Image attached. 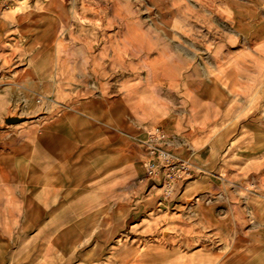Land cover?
Instances as JSON below:
<instances>
[{
	"label": "rangeland",
	"instance_id": "rangeland-1",
	"mask_svg": "<svg viewBox=\"0 0 264 264\" xmlns=\"http://www.w3.org/2000/svg\"><path fill=\"white\" fill-rule=\"evenodd\" d=\"M259 78L264 105V0H0V157L15 138L86 103L95 107L99 101L108 118L115 108L120 127L121 121H133V136L120 128L119 207L104 208L102 215L103 233H111L114 212L117 234L103 243L107 249L125 248L127 260L131 248L141 253L165 242L163 231L190 229L189 208L166 207L194 199L191 182L206 171L207 141L219 131L207 128L208 117L221 116L219 108L230 103H258L260 97L249 94ZM197 92L203 100L198 105L193 104ZM8 115L27 119L7 124ZM158 129L165 133L164 141L153 143L162 177L149 179L148 143ZM262 145L264 152V129ZM162 151L186 161L190 174L172 180L174 173L170 178L163 165L173 160L160 157ZM163 179L172 181L170 194ZM113 180L104 177L108 185ZM239 182L226 172L217 179L236 196L254 188L255 182ZM0 200L6 203L0 239L6 236L9 254L24 231L26 210L11 190ZM175 217L183 225L175 224ZM142 233L145 240L135 239ZM39 236V253L45 254L54 247L47 226ZM184 238L173 236L170 243L182 244ZM137 257L127 264H138ZM14 259L7 256L8 262Z\"/></svg>",
	"mask_w": 264,
	"mask_h": 264
},
{
	"label": "crops",
	"instance_id": "crops-1",
	"mask_svg": "<svg viewBox=\"0 0 264 264\" xmlns=\"http://www.w3.org/2000/svg\"><path fill=\"white\" fill-rule=\"evenodd\" d=\"M259 79V87L249 94L259 96L258 103H230L219 108L220 118L208 117L207 128L219 131L207 141V154L202 157L208 163L206 171L191 182L194 199L166 207L175 212L189 208L190 229L175 234L163 231L165 242L153 250L150 246L143 249L142 255L131 248L128 262L124 260L125 248L107 249L103 243L113 241L117 234L114 212L111 233H103L102 215L104 208L119 207L115 179L123 160L120 128H126L123 134L127 137L133 136V121H121L125 128L120 127L118 111L113 108L108 118L106 106L98 101L95 107L86 103L78 111L15 138L13 148L0 157V194L11 190L19 199V207L26 210L24 231L16 236L9 254L6 236L0 239V264H127L137 256L138 264H264V105ZM194 98L193 104L203 101L198 92ZM222 172L237 176L242 183L255 182L254 188L243 190L248 195L236 196L233 187L218 185ZM104 177L115 182L108 185ZM1 209H6V203L0 200V219L6 216ZM174 220L183 225L180 218ZM42 226H47L54 242L45 254L39 253ZM178 235L185 237L182 244H171V238ZM135 239L146 238L142 233ZM8 255L14 261L8 262Z\"/></svg>",
	"mask_w": 264,
	"mask_h": 264
},
{
	"label": "built area",
	"instance_id": "built-area-1",
	"mask_svg": "<svg viewBox=\"0 0 264 264\" xmlns=\"http://www.w3.org/2000/svg\"><path fill=\"white\" fill-rule=\"evenodd\" d=\"M165 138V133H163L161 130H156L155 135L153 134L152 138H151V143H148L149 147L152 149L150 150V153L153 157H151L149 159V162L146 164L147 165V171H146V175L147 178L151 179L154 177H162L160 175V171H159V162L157 160V158L155 157V153L156 150L158 148L154 147V140L159 141L161 140L164 141ZM158 142V143H159ZM160 157H162L163 159H166L168 161H170L171 159L173 160L172 162H169L167 164H164V170L167 172V175L171 178L172 173H174V178H172V180H177L178 178L184 176L186 177L187 174H190L191 172V168L190 166L187 164L186 161L180 160L178 158H171V156L169 154H167L166 152H161ZM181 173H185V175H181ZM178 177V178H177ZM167 180V179H166ZM165 179H163V188H165L166 193L170 194L172 192V190L170 189V187L172 186V181H166ZM172 188V187H171Z\"/></svg>",
	"mask_w": 264,
	"mask_h": 264
},
{
	"label": "water",
	"instance_id": "water-1",
	"mask_svg": "<svg viewBox=\"0 0 264 264\" xmlns=\"http://www.w3.org/2000/svg\"><path fill=\"white\" fill-rule=\"evenodd\" d=\"M26 119L27 117H24V116L8 115L5 118V122L7 124H12V123H18V122L24 121Z\"/></svg>",
	"mask_w": 264,
	"mask_h": 264
},
{
	"label": "bare ground",
	"instance_id": "bare-ground-1",
	"mask_svg": "<svg viewBox=\"0 0 264 264\" xmlns=\"http://www.w3.org/2000/svg\"><path fill=\"white\" fill-rule=\"evenodd\" d=\"M3 2V1H2ZM147 38V37H146ZM153 71V70H152ZM144 136H145V134H144ZM142 137V136H141ZM144 139V138H143Z\"/></svg>",
	"mask_w": 264,
	"mask_h": 264
}]
</instances>
